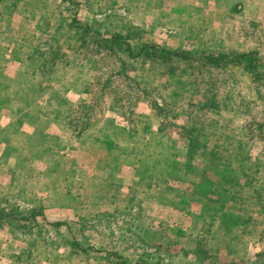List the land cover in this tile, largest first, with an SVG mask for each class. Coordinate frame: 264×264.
I'll return each instance as SVG.
<instances>
[{"label": "rangeland", "instance_id": "1", "mask_svg": "<svg viewBox=\"0 0 264 264\" xmlns=\"http://www.w3.org/2000/svg\"><path fill=\"white\" fill-rule=\"evenodd\" d=\"M74 1L79 4L77 12L62 0H0V208L35 209L49 222L69 223V227L58 230L61 238L56 239L54 246V241L49 242L43 236L37 240L45 250L35 249L30 264H121L122 259L134 260L145 252V262L150 263V255L161 246H171V251L180 249L179 253H171L164 264L256 262V255L264 254V188L260 184L264 185V174L254 173L257 169L254 158L264 159V129L263 134L249 137L244 128L264 124V85L233 67L199 74L198 81H203L202 84L176 91L167 87L158 68L150 71L149 66L141 69L127 63L125 74L135 82L143 80L150 87L149 96L144 97L143 91L135 87L127 89L116 74L120 62L115 56L106 51L100 54L90 44L88 49L80 48L81 30L72 20L75 18L82 24L91 20L96 32L104 37L112 33L131 35L137 37L136 41L163 49L213 54L256 51L264 68V12L251 18L248 14L253 10L248 3L251 0H237L235 8L241 13L236 15L219 7L216 11L215 5H211L214 10L208 8L210 5L197 8L203 0ZM260 4L264 7V0H256V5ZM38 48L44 54L58 48L64 55L63 61L66 59L70 66L57 62L54 67L57 60L50 61L48 67H53V73L42 77L38 55L33 53ZM30 53L32 58H28ZM84 57L89 60L86 64ZM107 77L113 79L111 87L119 85V90L127 91L129 101L138 98L133 110L137 122L151 127L146 138L152 145L153 158L162 167L161 174L156 171L143 174L138 162L115 150H106L105 145L92 147L102 125L92 127L86 132L87 137L77 140L72 137L70 127L63 126V122L54 123L43 114L51 109L46 108L49 98L52 103L61 98L76 103L83 98L96 101L97 108L93 109L96 120L108 126L111 120L124 125L125 121L108 109L112 94L106 92L105 96L101 94L102 98H96L98 82ZM86 79L90 81L89 95L83 93ZM180 79L189 80L187 76ZM204 81H218V85L208 89L209 94L222 100L227 98V106L220 105L216 114H211L203 104L198 108L187 106L189 99L200 102V94L206 90ZM172 91L182 100H173L170 105L169 115L179 117L167 127L173 141L165 153L170 154L169 163L181 167L185 159L179 151L187 142L179 135V127L186 130L193 123L188 121L201 122L204 127L212 125L198 133L200 143L207 138V151L216 141L221 142L220 133L232 135L234 153L239 150V162L229 163L231 170L241 169L237 172L239 185L221 205H230L227 202L234 197V207L239 209L237 214L246 222V229L222 231L217 219L210 226L211 222L204 220L205 209L199 203L202 199L190 194L191 184L200 177L217 180L216 172L208 169L210 161L196 155L190 171L174 172L171 176L162 164L164 159L158 161L163 150L154 138L161 119L151 105L153 102L163 105ZM223 126L225 132L220 129ZM119 141L117 147H124ZM239 145L241 148H237ZM90 147L92 152L86 153ZM219 155L226 166L228 153L221 150ZM247 178L259 179V197L244 186ZM180 198H185L186 203ZM17 237L0 229V264H27L26 253L21 251L31 245L27 242L29 236H22L26 241ZM72 241L84 246L86 242L94 250L86 254L72 250L69 245ZM197 246L205 253L201 261L193 256ZM183 251L189 253L187 261L181 255ZM18 257H22L20 261Z\"/></svg>", "mask_w": 264, "mask_h": 264}, {"label": "trees", "instance_id": "2", "mask_svg": "<svg viewBox=\"0 0 264 264\" xmlns=\"http://www.w3.org/2000/svg\"><path fill=\"white\" fill-rule=\"evenodd\" d=\"M68 4V7H73L76 12L78 11L79 4L74 0H62ZM72 22L75 24L74 26L81 30L80 34V48L88 49V45L90 44L93 49H95L98 53H103L106 51L109 55L115 56L116 60L120 62V67L118 72L116 73L122 78L125 82V85L132 90L134 87L137 91H143V96H149V88L145 85L143 80H133L125 74V69L129 66L127 63L139 65L141 69L145 66H149L148 70L154 71L158 68L161 72V75L166 78L165 86L173 87V90L179 91L178 89H184V86H190L196 88V86L203 83V81H198L199 74H209L212 72H222L226 71L230 68H240L243 72H245L250 80L256 82L257 84L264 85V68L261 64V58L256 51L247 52V53H203V52H194V51H184V50H170L163 49L159 46L143 41H136L137 37H133L131 35H121L112 33L109 37H104L102 33L99 31L96 32L95 26L91 20L89 22L81 23L77 21V19L73 18ZM95 27V28H94ZM78 33V31H77ZM63 35V34H62ZM64 36V35H63ZM42 48L43 46H38ZM71 47V46H69ZM60 48V47H59ZM33 53H37L38 55V69L42 77L46 74L53 73V67H48L50 61H55L54 67L57 62L61 64H66L70 66V63L66 61V59H62L64 56L63 53H60L58 48L49 51L47 54L45 52L38 51ZM33 54L30 53L28 58H32ZM41 58V59H40ZM86 64L89 61L86 57L82 59ZM56 71L58 69H55ZM180 76H187L189 78L188 81L184 82L180 79ZM72 79L71 81H73ZM120 80V79H119ZM134 82L132 85L131 83ZM198 82V83H197ZM84 89L83 93L85 95H89V80H84ZM99 83V95L96 98H102L101 94H112L113 98L108 106L109 111H113L114 114L121 117L124 125L120 126L117 122L111 120V124L105 125L102 120H96L94 113V108H97L96 101H86V99L81 98L78 102H70L66 98H61V100L56 101L57 103H52V99L49 98L48 103H46V108L50 106V110L44 111L43 114L50 118L52 122H63V126L70 127L72 132V137L74 139L79 140L82 136H88L89 130L94 126L102 125V129H99L98 135L95 136L92 140L93 145H105L106 150H115L127 158H131L139 163V169L143 172V174H148V172H158L161 174L162 167H160L159 162L156 161L154 156V151L151 148V143L147 142V135L151 133V127L148 124H141L137 122V116L135 115V111L133 110V106L135 107L138 102L137 99H133V101H129L127 98L126 90H119V85H114L111 87L113 83L112 77H107L104 81H100ZM206 90L200 94L202 99L200 102L194 103L193 100L187 102L188 107L198 108L201 104L211 113L216 114L215 111L218 110L220 105H224L225 108L226 103L225 100L221 99L218 95L209 94V90L211 87L218 85V81H204ZM259 84V86H261ZM142 86V87H141ZM199 92V91H197ZM141 95V94H140ZM103 96V97H104ZM168 101L164 100L160 105L157 102H153L151 107L155 110L156 115L161 119L155 133V138L158 143V148L162 149L159 155L163 160V165L168 174L171 176L174 172H188L193 168V162L191 160L197 155L203 158H206L211 163V167L208 169L212 172H216L217 180H210L208 177H200L198 180H195L191 184L192 191H189L191 195H197L205 209V218L208 219L212 223L215 219L218 221V227L222 231L226 230H244L247 228L245 225V221L237 214L239 209L234 207V197L229 198L230 205H221L222 202H225L224 199L228 198V194H232L235 186L239 185V177L237 175L238 171H234L230 169V163L239 162L238 161V152L234 153V141L232 140V135H228L227 133H220L219 138L222 139L221 142L218 140L209 151H207L208 140L207 138L200 143V138L198 133L203 132L204 129L212 128V125L209 123L202 125L201 122L192 120L188 121V124L192 123L189 127L186 128L182 126L180 128V133L182 138L186 140V146L182 151H179L181 155L185 157L183 163H181V167L173 166L169 163V153L165 154L168 150V145L173 142L172 137L168 135L167 127L172 125V120L176 119L178 114L170 113V105L173 100H178V102L182 99L178 97V94L175 91H172L168 95ZM64 104V105H63ZM45 107V105H44ZM126 108V109H125ZM105 109V107H104ZM125 109V110H124ZM20 110V109H19ZM17 110V111H19ZM106 110V109H105ZM104 113V112H103ZM187 124V125H188ZM97 128H100V127ZM220 129H223L225 132L226 127L223 126ZM264 124L258 125H248L244 128V132L246 135L252 136L253 134H263ZM127 130V131H126ZM217 129H213L215 132ZM138 135V138H136ZM249 136V137H250ZM118 140L124 147H117ZM237 140V139H236ZM79 142V141H78ZM81 143V142H80ZM96 145V146H97ZM140 145V146H139ZM236 145V142H235ZM90 147V148H92ZM142 148V149H139ZM237 148H241L240 145ZM236 149V147H235ZM226 151L228 155H226V159L228 162L226 166L222 163V157H220V151ZM165 154V155H164ZM157 155V154H155ZM157 162V163H156ZM230 162V163H229ZM254 162L256 163L257 169L254 173L264 174V159L257 156L254 158ZM219 164V165H218ZM239 166L238 168H241ZM253 173V174H254ZM256 180V181H255ZM259 179L247 178L244 181V186L250 188L253 193L257 194L259 197V192L261 191L258 187ZM264 188V185L260 183ZM158 185V184H157ZM164 185V184H163ZM157 187V186H156ZM158 187H160L158 185ZM167 190L171 188L166 187ZM235 190V189H234ZM182 203H186L185 198H180ZM196 216V215H195ZM197 217V216H196ZM196 217L194 219H196ZM197 218H202L199 216ZM249 222V219L247 220ZM50 227V229L48 228ZM69 227L68 222H49L46 217L39 210H31L24 211L22 209L19 210H7L5 207L0 208V229H6L11 236L17 235L16 239H21L26 241L22 236H29L28 244H31L27 250H22L21 253H26L24 255V261L27 264H30L33 257L32 255L35 252V249L45 250L43 245L37 241L40 237L47 238V241L52 242L53 246L56 244V239L60 236L58 230L63 227ZM54 233V234H52ZM22 235V236H21ZM61 238V236H60ZM85 242V241H84ZM70 248L75 249L82 254H86L90 249L89 245L86 244L84 246L81 242L72 241L69 243ZM69 247V246H68ZM89 248V249H87ZM154 254L150 255V263H146L144 256H146V252L139 254L136 256L134 260H126L122 259L121 264H161L168 260H170L172 254L171 253H179V251H171V246L167 247H159L154 251ZM185 261L188 260L189 253L181 252ZM19 256V255H18ZM61 256V255H60ZM193 256L196 260L201 261L205 258V253L203 250L197 246V249L193 251ZM258 260L255 262H250L249 264H264V254L259 253L256 255ZM23 257V256H22ZM18 257L19 261L21 260Z\"/></svg>", "mask_w": 264, "mask_h": 264}, {"label": "crops", "instance_id": "3", "mask_svg": "<svg viewBox=\"0 0 264 264\" xmlns=\"http://www.w3.org/2000/svg\"><path fill=\"white\" fill-rule=\"evenodd\" d=\"M198 1H201V0H198ZM236 2H237V0H203L202 2L198 3L199 7H197V8L202 9V7L206 8V7H208V5H210V7H208V8L210 10H212V9L214 10V8L211 5H215L214 7H215L216 11L219 10V8H220V9L228 10L230 13H234L236 15L240 12L239 9L235 8ZM248 3L250 4L251 10L253 9L252 11H249L250 7H248L249 5L247 6V9L249 11V12L248 11L247 12L251 16V18H255L256 16L260 17V12L263 14L264 7L261 6V4L256 5V0H251ZM222 4H224V6ZM254 4H255V7H254ZM246 15H247V13H246ZM72 150H74V149L72 148ZM87 152H92V148H87L86 153Z\"/></svg>", "mask_w": 264, "mask_h": 264}]
</instances>
